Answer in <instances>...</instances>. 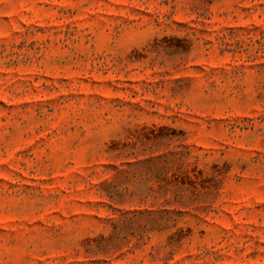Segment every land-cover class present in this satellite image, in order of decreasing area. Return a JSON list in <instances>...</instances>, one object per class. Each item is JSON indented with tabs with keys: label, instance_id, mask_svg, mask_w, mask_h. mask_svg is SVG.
<instances>
[{
	"label": "rangeland",
	"instance_id": "1",
	"mask_svg": "<svg viewBox=\"0 0 264 264\" xmlns=\"http://www.w3.org/2000/svg\"><path fill=\"white\" fill-rule=\"evenodd\" d=\"M0 264H264V0H0Z\"/></svg>",
	"mask_w": 264,
	"mask_h": 264
}]
</instances>
